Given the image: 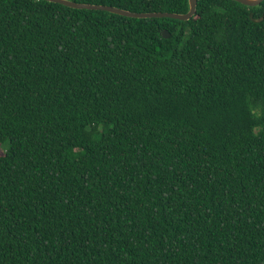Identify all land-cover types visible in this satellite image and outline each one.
Here are the masks:
<instances>
[{"label":"trees","instance_id":"1","mask_svg":"<svg viewBox=\"0 0 264 264\" xmlns=\"http://www.w3.org/2000/svg\"><path fill=\"white\" fill-rule=\"evenodd\" d=\"M0 264H264V0H0Z\"/></svg>","mask_w":264,"mask_h":264},{"label":"water","instance_id":"2","mask_svg":"<svg viewBox=\"0 0 264 264\" xmlns=\"http://www.w3.org/2000/svg\"><path fill=\"white\" fill-rule=\"evenodd\" d=\"M45 1L58 3L79 10L86 9V10L105 11L112 14H117L124 17L136 18V19L169 18L180 21H189L192 17L196 15L197 12V0H188L190 5V10L186 14H176V13H168V12L135 13L112 6L78 3L72 0H45ZM234 1L247 7H256L259 6L263 0H234ZM162 35L164 38H170L169 33H167L166 31L163 32Z\"/></svg>","mask_w":264,"mask_h":264}]
</instances>
